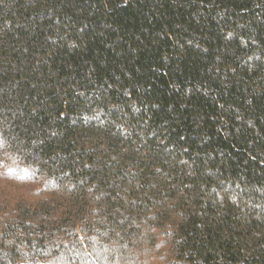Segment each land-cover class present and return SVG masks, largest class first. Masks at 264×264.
Returning a JSON list of instances; mask_svg holds the SVG:
<instances>
[{"label":"trees","instance_id":"trees-1","mask_svg":"<svg viewBox=\"0 0 264 264\" xmlns=\"http://www.w3.org/2000/svg\"><path fill=\"white\" fill-rule=\"evenodd\" d=\"M0 264H264V0H0Z\"/></svg>","mask_w":264,"mask_h":264}]
</instances>
